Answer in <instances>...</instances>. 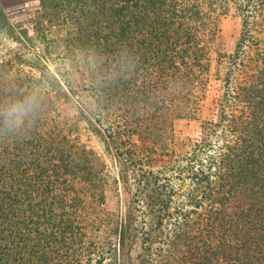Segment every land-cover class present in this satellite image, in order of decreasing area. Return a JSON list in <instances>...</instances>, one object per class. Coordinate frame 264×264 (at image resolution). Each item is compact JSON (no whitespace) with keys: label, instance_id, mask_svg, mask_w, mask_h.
<instances>
[{"label":"trees","instance_id":"trees-1","mask_svg":"<svg viewBox=\"0 0 264 264\" xmlns=\"http://www.w3.org/2000/svg\"><path fill=\"white\" fill-rule=\"evenodd\" d=\"M212 86L214 119L177 142ZM28 96L20 128L0 117V264H264V0H37L25 24L0 10V106Z\"/></svg>","mask_w":264,"mask_h":264},{"label":"rangeland","instance_id":"rangeland-1","mask_svg":"<svg viewBox=\"0 0 264 264\" xmlns=\"http://www.w3.org/2000/svg\"><path fill=\"white\" fill-rule=\"evenodd\" d=\"M37 8V0H0V10L5 13L10 22L15 24H25L32 17ZM220 29V40H219V50L223 53H231L234 49L237 37L239 35L240 29V18L236 16L233 12H230L227 16L223 17L219 23ZM216 87H211V93L208 94L209 98L201 104L200 112L196 119H180L177 120L174 124L175 127V137L177 142L193 140L198 138L200 134V124L203 120H212L214 119V103L210 99L212 94L216 91ZM83 139H86V136H82ZM99 139L91 138L89 142H86L87 148L93 151L96 157L103 160L104 163H107L108 167L105 169V174L113 177L114 174H117V171H113L111 168L110 159L107 155V152L103 148L102 144H99ZM112 154L114 151L112 150ZM115 159L117 158L115 154L112 156ZM105 159V160H104ZM106 161V162H105ZM116 165L118 163L116 162ZM117 170L119 168L117 167ZM119 174V173H118ZM120 197L119 207L123 210L132 196V191H129L125 186L120 182L119 186ZM132 199V198H131ZM135 256V254H134ZM128 261V260H127ZM109 260H106L104 264H109ZM128 264H137L136 261H128ZM112 264H114L112 262Z\"/></svg>","mask_w":264,"mask_h":264},{"label":"clouds","instance_id":"clouds-1","mask_svg":"<svg viewBox=\"0 0 264 264\" xmlns=\"http://www.w3.org/2000/svg\"><path fill=\"white\" fill-rule=\"evenodd\" d=\"M36 106L37 98L34 96L13 101L7 106H0V117L3 119L4 127L10 130L20 128Z\"/></svg>","mask_w":264,"mask_h":264}]
</instances>
